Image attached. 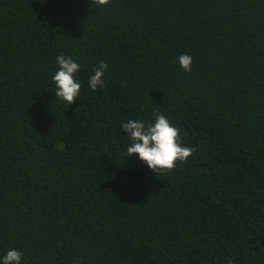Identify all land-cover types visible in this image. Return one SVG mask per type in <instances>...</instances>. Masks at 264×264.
<instances>
[{
  "label": "trees",
  "instance_id": "1",
  "mask_svg": "<svg viewBox=\"0 0 264 264\" xmlns=\"http://www.w3.org/2000/svg\"><path fill=\"white\" fill-rule=\"evenodd\" d=\"M60 54L80 65L71 105ZM157 113L194 152L151 172L121 125ZM9 249L20 264H264V0H0V264Z\"/></svg>",
  "mask_w": 264,
  "mask_h": 264
},
{
  "label": "clouds",
  "instance_id": "2",
  "mask_svg": "<svg viewBox=\"0 0 264 264\" xmlns=\"http://www.w3.org/2000/svg\"><path fill=\"white\" fill-rule=\"evenodd\" d=\"M93 2L99 6L108 4V0H91V3ZM178 62L184 71L191 70L192 57L190 55H180ZM56 63L59 67L52 77L57 89L55 97L71 105L76 102L80 93L81 85L74 78L80 65L63 54L56 57ZM107 68L108 65L101 61L94 69V74L88 82L93 91L98 86H106L103 76ZM121 127L131 141L130 146L127 147V156L136 154L151 172L171 170L176 166L177 161L184 162L194 152L192 147H185L179 143V130L172 126L162 114L157 113L152 123L146 124L141 120L129 119ZM20 261L21 252L9 249L3 257L2 264H20ZM227 264H232V262L228 261Z\"/></svg>",
  "mask_w": 264,
  "mask_h": 264
}]
</instances>
